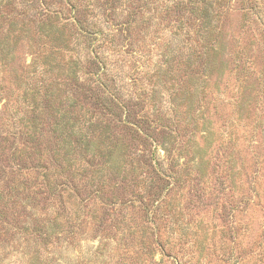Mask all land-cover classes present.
<instances>
[{
    "label": "rangeland",
    "instance_id": "rangeland-1",
    "mask_svg": "<svg viewBox=\"0 0 264 264\" xmlns=\"http://www.w3.org/2000/svg\"><path fill=\"white\" fill-rule=\"evenodd\" d=\"M225 1L216 49L205 55L208 46L171 29L152 2L137 10L143 0H0L8 50L0 54V190L15 176L27 180L25 190L44 184L41 173L65 187L53 200L61 204L57 235L46 246L32 232L42 203L31 210L9 201L0 210V264H264V0ZM75 5L104 41L63 19L47 29L48 15L67 17ZM89 43L98 62L76 65L91 55ZM106 73L131 114L168 128L143 143L93 121L94 146L111 142L127 153L125 173L108 174L97 192L99 176L79 147L57 138L55 122L65 107L84 129L85 88ZM26 116L41 136L33 150L23 147L27 135L18 139ZM151 156L167 175L158 187L149 183Z\"/></svg>",
    "mask_w": 264,
    "mask_h": 264
},
{
    "label": "trees",
    "instance_id": "trees-1",
    "mask_svg": "<svg viewBox=\"0 0 264 264\" xmlns=\"http://www.w3.org/2000/svg\"><path fill=\"white\" fill-rule=\"evenodd\" d=\"M107 1L110 2V0ZM126 1L129 2L128 6L131 7L134 6L135 2L140 3L141 0H134L132 1V3L130 0ZM149 2H152L156 7L155 10L157 12V17L160 18V20H166L171 29L181 30L185 28L187 38L195 37V41L202 42L203 46H208L209 48L207 47L203 51V54L208 55L209 49H216L214 45L215 40L214 38L212 39V35L213 31L218 28L219 18L223 15V13H221V10H224V7H227L228 1L143 0V3L136 5V8H138L137 10H140L142 8L144 9ZM141 4L142 6H140ZM71 7L73 8L72 14L67 17L59 16L58 11H54L55 20H52L51 15H48V17L46 18L49 20L48 24L46 25L47 29L51 30L55 25L59 26L58 23L64 20L63 25H67L68 23L71 24V26L75 27L76 30L79 33L83 34L85 37L91 36V38H94V40L104 41V31H102L101 28L93 29L89 27L86 22L78 17L79 6L75 5ZM134 13H136V11H134ZM109 17L110 15L108 13L106 15V18L104 16V22L106 24H108ZM53 22H55V24ZM91 43H93V41ZM91 46L92 45L89 43L91 55L84 58L77 57V60H75L74 62L76 63V65H78V63L93 64L95 62H98V60L94 59L95 54H93V49H91ZM6 48L7 43L3 41L0 42L1 55L6 56V53H8V50L6 51ZM195 54L196 51L194 48L193 51L189 52L188 60H191V56H194ZM98 69H100V66H98ZM101 73L104 72L101 71L100 74ZM100 74L96 75L93 79V81H95L96 83L95 87H90L87 85L85 90H87L89 94L85 95L82 99L83 101L87 99L88 101L85 103H89L88 108H91V112L88 118L83 120L88 125L84 129L81 128L80 125L75 126L76 122H78V118H75V124H70V110L66 109L65 107L62 108V111L60 113L59 111H57V118L55 122V124L58 125L57 138L63 141H66L69 138V140L67 141V145L72 148L79 147L83 151V157H87L84 161L88 165H92V167L94 168L92 170L93 174L99 176L98 179H100L101 181V186L98 188L97 192L99 190L102 191L103 179L106 178L108 174L113 173L120 175L121 173H125L126 169L123 158L127 153H125L121 146L117 144L114 145L111 142L107 143L103 149L94 146L93 138L95 136V127L93 125V121L104 120L112 122V128L117 129L119 132H125L131 138H133V140H140L143 143L148 141L152 142L155 138V133H164L168 128L164 123L159 121L161 120V118H149V115L146 112L139 114V117L131 114V111H129L127 105H125L124 103V98L120 94L119 89H116L115 79L112 78L110 74L106 73L102 74V76ZM78 78L79 77L77 76L75 85L77 91H81V89L85 85V81H80L79 83ZM98 89L100 90L98 91ZM137 97H139V95ZM169 109L171 112L173 111V108ZM78 110L80 112L81 107H79ZM30 112L32 115V122L38 124L39 117L41 116L40 111H36L34 109L30 110ZM20 120L21 119L19 118V122ZM23 120V125H21L19 129H17V133L19 135L18 139H20L21 136L27 135L28 139L27 141H24L25 143L23 144V147H27L26 143H28V148L30 149H32L33 147H39V140L41 141L40 134H36L34 131L28 130L27 122L29 118L27 116L23 118ZM72 138H74V140H72ZM108 145H112V147H109ZM113 152L116 153V155L114 154L115 156H113ZM148 164L150 167V172L154 174L153 177L150 176L151 180L149 181V183L153 182V186L155 184L154 181L160 182L167 175H164L159 171L157 162L154 160L153 156L149 157ZM41 176L44 184H30L27 190H25L27 180L23 179L24 177L22 179L19 178L20 176H15V178H12L7 184V189L0 190V210L3 209V207H6L9 201L13 205L18 203L22 208L26 209L27 207H29L31 210H33L35 206L37 207L39 203H42L43 207L41 208L40 215H43V218H40L38 216L34 218V221L38 223L36 224L38 226L36 229L34 227L32 232L37 234V236L46 246L51 242L52 236L57 235V231L55 229L58 226V209L60 208L61 204H56L53 200L58 199V201L61 202L62 190H65V187L63 186L64 182H56V178H52V180H50V177L53 175L48 176L47 173H41ZM166 185L168 186L167 183L165 184V186ZM43 186L45 188L41 190V187ZM36 187H38L37 190H35ZM154 187H158L157 184H155ZM94 194V198L101 197L100 193H98L97 195L96 193ZM50 202L54 203L55 206H50L53 208L47 210ZM154 203H152V207ZM35 238L37 237L35 236Z\"/></svg>",
    "mask_w": 264,
    "mask_h": 264
}]
</instances>
